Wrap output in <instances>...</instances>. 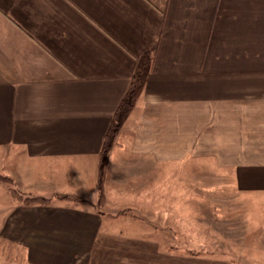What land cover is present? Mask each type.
I'll return each mask as SVG.
<instances>
[{
    "label": "crops",
    "instance_id": "1",
    "mask_svg": "<svg viewBox=\"0 0 264 264\" xmlns=\"http://www.w3.org/2000/svg\"><path fill=\"white\" fill-rule=\"evenodd\" d=\"M127 98L118 130L132 113L140 154L199 148L239 191L264 194V0H0V172L53 198L25 204L0 181V264H130L116 253L150 251L112 224L122 214L96 209L103 142Z\"/></svg>",
    "mask_w": 264,
    "mask_h": 264
},
{
    "label": "rangeland",
    "instance_id": "2",
    "mask_svg": "<svg viewBox=\"0 0 264 264\" xmlns=\"http://www.w3.org/2000/svg\"><path fill=\"white\" fill-rule=\"evenodd\" d=\"M135 121L130 113L122 128L126 135L115 125L110 149L101 151L97 181L101 201L96 209L114 217L131 216V221L120 216L112 224L119 230L130 229L133 243H141L142 238L148 241L150 251L144 255L135 248L120 250L118 259L130 264H145V260L146 264H264V194L239 191L232 168L217 156L198 153L199 148L164 161L140 154L146 147L132 134ZM80 160L77 178L86 171L84 181L90 184L93 158ZM18 181L26 186L21 178ZM39 184L31 183L28 191L18 188L24 195L50 196L52 191L41 190ZM78 193L84 195L80 189ZM91 193L87 189L84 196ZM56 198L94 202L61 193ZM105 200H110V206Z\"/></svg>",
    "mask_w": 264,
    "mask_h": 264
},
{
    "label": "trees",
    "instance_id": "3",
    "mask_svg": "<svg viewBox=\"0 0 264 264\" xmlns=\"http://www.w3.org/2000/svg\"><path fill=\"white\" fill-rule=\"evenodd\" d=\"M139 77V72L136 73V75H134V78L137 80V78ZM130 105V100L127 98L124 100V102L122 103V105L118 108L117 112H116V117L115 120L113 121L112 125L110 126V130L107 132L104 142H103V146H102V153H106L111 146L112 143V135L114 134V132L116 131V128L114 127L115 125L118 126L121 120V117L119 119V115H121L122 113L125 112V110L129 107ZM0 181L6 183V185L8 186V188L10 189L12 195L20 200V196L24 195V193H22V191L18 188V186L15 183V180L6 174L0 173ZM22 199V198H21ZM22 201L25 204H41V205H45V204H49L50 200L49 198H47L46 196L43 195H37V194H25L24 195V199H22Z\"/></svg>",
    "mask_w": 264,
    "mask_h": 264
}]
</instances>
